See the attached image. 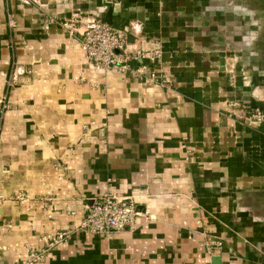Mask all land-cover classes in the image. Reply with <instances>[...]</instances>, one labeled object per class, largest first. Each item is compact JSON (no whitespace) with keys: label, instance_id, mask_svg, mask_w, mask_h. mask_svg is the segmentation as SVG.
Returning a JSON list of instances; mask_svg holds the SVG:
<instances>
[{"label":"crops","instance_id":"0c3cea01","mask_svg":"<svg viewBox=\"0 0 264 264\" xmlns=\"http://www.w3.org/2000/svg\"><path fill=\"white\" fill-rule=\"evenodd\" d=\"M143 2L0 0V98L11 105L0 195L26 192L23 205L0 203V264H23L108 192L136 198L137 229L74 233L47 264H264V122L249 119L264 113V82L222 70L213 34L176 29ZM77 14L139 23L133 47L162 57L94 70L60 25Z\"/></svg>","mask_w":264,"mask_h":264},{"label":"built area","instance_id":"2783aa9c","mask_svg":"<svg viewBox=\"0 0 264 264\" xmlns=\"http://www.w3.org/2000/svg\"><path fill=\"white\" fill-rule=\"evenodd\" d=\"M23 5H29L32 0H16ZM56 23V20H52ZM14 18L10 19V28L15 27ZM61 27L71 37H80L81 48L85 59L96 71L127 73L130 63L135 60H143L153 57L160 59V50L151 53L143 52L133 47L129 41L132 36L137 39L140 34V24L131 23L125 27H116L96 18L84 19L80 15H73L60 23ZM135 41V40H134ZM146 68L134 71V75L142 76ZM15 71V75L18 74ZM149 82H159L161 87L170 86L172 80L164 78L157 80L155 74L147 78ZM11 108L7 95L0 98V117ZM249 119L255 123L264 122V113L260 110L250 114ZM139 210L136 198L133 195L119 196L113 192L100 195L87 207V213L79 225L73 228L44 237L45 246L41 250H30L23 264H45L49 253L62 244L67 243L74 233L85 235H101L117 232H133L138 227V220L143 217ZM1 250V249H0ZM211 250V246H209Z\"/></svg>","mask_w":264,"mask_h":264},{"label":"rangeland","instance_id":"374dc122","mask_svg":"<svg viewBox=\"0 0 264 264\" xmlns=\"http://www.w3.org/2000/svg\"><path fill=\"white\" fill-rule=\"evenodd\" d=\"M139 7L149 8L152 15L181 31L204 28L206 35L213 34L209 44L214 46L222 70L230 62V74L240 68L243 78L264 82V0H145ZM7 112L0 117V154ZM7 199L23 205L26 192L0 195V203Z\"/></svg>","mask_w":264,"mask_h":264},{"label":"water","instance_id":"95a60500","mask_svg":"<svg viewBox=\"0 0 264 264\" xmlns=\"http://www.w3.org/2000/svg\"><path fill=\"white\" fill-rule=\"evenodd\" d=\"M109 16H110V14H109ZM104 21H105L106 23L110 24V25H114L113 22L110 21V20H108L107 18L104 19ZM133 40H134V38H133L132 36H130V37H129V41H130V42H133ZM221 64H223V61L221 62ZM110 234H112V233H110ZM104 235H105V234H101V235H97V236H104ZM212 263H213V264H221V259H220V257H214V258L212 259ZM45 264H47V262H46Z\"/></svg>","mask_w":264,"mask_h":264}]
</instances>
